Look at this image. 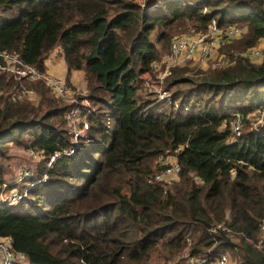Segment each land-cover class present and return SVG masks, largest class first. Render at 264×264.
<instances>
[{
    "label": "trees",
    "instance_id": "trees-1",
    "mask_svg": "<svg viewBox=\"0 0 264 264\" xmlns=\"http://www.w3.org/2000/svg\"><path fill=\"white\" fill-rule=\"evenodd\" d=\"M212 20L245 23L220 45L227 61L209 69L171 64L161 82L168 97L142 92V73L170 49L169 27L197 31ZM262 39L264 0H0V48L46 68L57 47L69 68L82 70L94 104L73 153L59 156L20 200L0 196V234L11 235L31 264H153L186 245L264 264L255 244L264 217V125L232 138L229 123L231 110L264 101V56L240 52ZM23 85L35 93L18 96ZM66 106L41 79L0 70V183L12 146L41 148L42 170L69 143ZM168 150L181 169L165 184L153 174L156 156ZM227 212L230 231L211 230Z\"/></svg>",
    "mask_w": 264,
    "mask_h": 264
},
{
    "label": "built area",
    "instance_id": "built-area-1",
    "mask_svg": "<svg viewBox=\"0 0 264 264\" xmlns=\"http://www.w3.org/2000/svg\"><path fill=\"white\" fill-rule=\"evenodd\" d=\"M138 1L142 4L146 2V0ZM235 23L232 22L222 27L212 20L206 29L175 34L170 43L169 54L160 56L159 59H154L151 62L152 68L159 70L154 80L156 82L153 83V89H155L158 96L160 98L169 96V91L161 84L164 75L169 71V66L171 65L165 63L162 67L161 65L165 60L170 57H173L178 62L189 59L209 58L215 66L222 64L223 62L220 63V45L235 35ZM242 51L243 54L254 59V57L260 56L262 51H264V45L253 44ZM0 70H7L13 72L16 76L28 79H41L51 87L55 95L67 105L64 110V116L70 139L66 146L55 149L46 157V167L42 170L38 168L39 161L44 155L41 148L26 147L24 153H22V150H19L18 159L20 160L18 163L16 162L17 164H14V172L10 173V176L7 177V180L13 183V186L10 187L12 189L9 191L8 196L1 197L11 203L27 195L32 185L44 181L48 176V166L59 156L73 153L81 145V139L86 135L90 125L87 114L94 108V104L85 86H76L65 75L47 68H40L36 63L25 60L17 51L0 48ZM143 74L149 75L151 72L147 70ZM33 92V87L23 85L17 92V95L31 96ZM249 115L255 118L252 124L254 128L264 125V101L246 113L238 109L231 110L229 123L232 138L242 132L245 117L248 118ZM155 166L156 169L154 170L153 177L165 184H169L178 178V173L181 169V164L177 160L175 153L170 151L159 153ZM234 171L232 167L230 169L231 174ZM191 174L195 180L203 181V177L198 173L192 171ZM7 180H3L2 183L6 184ZM228 219L229 213L227 212L223 219L213 222L210 227L211 230L217 231L222 229L230 231V226L227 223ZM255 244L260 248H264V217L260 221ZM16 253L22 255V253L16 252L13 249L11 235L0 234V264H12ZM163 260L161 264H237V258L226 249H220L215 252L193 253L189 245H186L173 255L163 258Z\"/></svg>",
    "mask_w": 264,
    "mask_h": 264
},
{
    "label": "rangeland",
    "instance_id": "rangeland-1",
    "mask_svg": "<svg viewBox=\"0 0 264 264\" xmlns=\"http://www.w3.org/2000/svg\"><path fill=\"white\" fill-rule=\"evenodd\" d=\"M235 24H236V27H235V35H233V37L239 36L241 33H243L244 28H245V23L244 22H236ZM169 29L173 32V35L174 34H183V33H186L188 31H190L188 28H178L174 24L172 26H170ZM256 44L263 46L264 45V39L258 41ZM242 50L240 51L241 53H243ZM53 51H57L58 52L57 47H54L53 48ZM168 54H169V49L163 51L162 54H161V56L168 55ZM262 56H264V51H262V53H261L260 56L254 57V59H259ZM227 59H228L227 56L226 55L224 56L223 55V52H221L220 63H222V62L225 63L227 61ZM165 63H169V65L172 64V63L173 64H175V63L176 64H184V63H187V64H198L200 67H202V69H209V68L215 66V65L212 64V60H210L209 58L208 59L207 58L189 59V60H186V61H180V62H178V61H175L173 59V57H170L169 59L165 60L162 63L161 66L163 67V65ZM158 72H159L158 69H153L152 70V73L149 74V75H144L142 73V76H143L142 79H143V81H142V87L140 88V90H142V92L149 91V89L155 91V89H153V83L156 82L154 80L156 79V74ZM75 85L76 86H79V87H82V86L77 85V84H75ZM49 89H50L51 93H53V95H55V92L53 91V89L51 87H49ZM34 93H35V89H34L33 94ZM107 121L109 123V126L112 127L113 124H114V117H113V115H109ZM254 121H255V118L252 115H249L248 120L247 121L244 120L243 128L242 129H245L247 126L248 127L252 126V124L254 123ZM12 149L14 150V154H13L12 158L10 157V159H11V162L10 163H11L12 166L9 168V170L7 172H5V178H4V180H7V177L10 176V173H13L14 172V164L16 162L18 163L19 160H20V159H18V152H19V150H22V153H24L26 147H22V146H20V147L17 146L16 147V145H15V146H12ZM168 151H170V150H168ZM157 156H156V158H157ZM171 156H173V155H171ZM7 181L10 182L9 180H7ZM11 186H13V183L12 182H10V184L8 183L7 185H5L4 183L1 182L0 183V196L1 197L8 196L9 191L12 189V188H10ZM15 259L20 260V261H23V262H25L27 264H31V261L27 258V256L25 254L20 255V254L16 253L15 254ZM163 261L164 260H163L162 257H156V259L152 263L153 264H161V263H163Z\"/></svg>",
    "mask_w": 264,
    "mask_h": 264
},
{
    "label": "crops",
    "instance_id": "crops-1",
    "mask_svg": "<svg viewBox=\"0 0 264 264\" xmlns=\"http://www.w3.org/2000/svg\"><path fill=\"white\" fill-rule=\"evenodd\" d=\"M46 68L67 76L72 82L77 85L85 86L82 70L69 68L63 55L57 51H50L45 57Z\"/></svg>",
    "mask_w": 264,
    "mask_h": 264
}]
</instances>
